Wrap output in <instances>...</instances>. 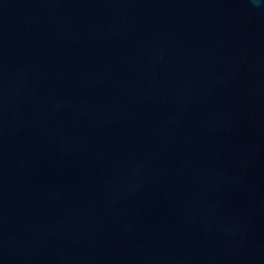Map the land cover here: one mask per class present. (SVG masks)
Segmentation results:
<instances>
[{
  "label": "water",
  "instance_id": "95a60500",
  "mask_svg": "<svg viewBox=\"0 0 264 264\" xmlns=\"http://www.w3.org/2000/svg\"><path fill=\"white\" fill-rule=\"evenodd\" d=\"M0 264H264V0H0Z\"/></svg>",
  "mask_w": 264,
  "mask_h": 264
}]
</instances>
